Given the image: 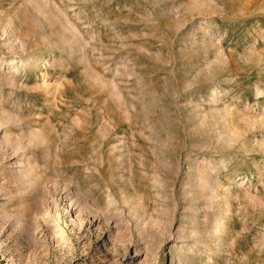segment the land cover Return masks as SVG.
I'll list each match as a JSON object with an SVG mask.
<instances>
[{
	"label": "rangeland",
	"instance_id": "rangeland-1",
	"mask_svg": "<svg viewBox=\"0 0 264 264\" xmlns=\"http://www.w3.org/2000/svg\"><path fill=\"white\" fill-rule=\"evenodd\" d=\"M0 264H264V0H0Z\"/></svg>",
	"mask_w": 264,
	"mask_h": 264
},
{
	"label": "bare ground",
	"instance_id": "bare-ground-1",
	"mask_svg": "<svg viewBox=\"0 0 264 264\" xmlns=\"http://www.w3.org/2000/svg\"><path fill=\"white\" fill-rule=\"evenodd\" d=\"M214 92H216L215 90H214ZM214 97H216V94H211V96H210V98H214Z\"/></svg>",
	"mask_w": 264,
	"mask_h": 264
}]
</instances>
